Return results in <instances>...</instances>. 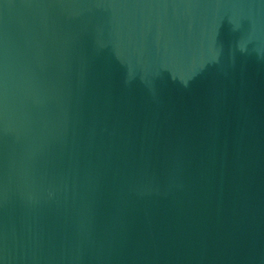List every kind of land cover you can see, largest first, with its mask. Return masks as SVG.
<instances>
[{"label": "water", "instance_id": "water-1", "mask_svg": "<svg viewBox=\"0 0 264 264\" xmlns=\"http://www.w3.org/2000/svg\"><path fill=\"white\" fill-rule=\"evenodd\" d=\"M0 264H264V0H0Z\"/></svg>", "mask_w": 264, "mask_h": 264}]
</instances>
